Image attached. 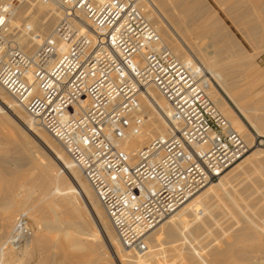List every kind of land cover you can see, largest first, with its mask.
I'll return each instance as SVG.
<instances>
[{
  "label": "built area",
  "instance_id": "obj_1",
  "mask_svg": "<svg viewBox=\"0 0 264 264\" xmlns=\"http://www.w3.org/2000/svg\"><path fill=\"white\" fill-rule=\"evenodd\" d=\"M67 3L87 17V28L57 26L69 44L62 53L54 39L42 44L33 61L38 85L27 86L25 107L82 171L120 243L145 251L149 234L218 181L247 146L202 73L164 46L136 0ZM149 87L169 103L167 132L131 156L121 143L142 124L140 97ZM31 234L28 216L19 214L11 240Z\"/></svg>",
  "mask_w": 264,
  "mask_h": 264
},
{
  "label": "bare ground",
  "instance_id": "obj_2",
  "mask_svg": "<svg viewBox=\"0 0 264 264\" xmlns=\"http://www.w3.org/2000/svg\"><path fill=\"white\" fill-rule=\"evenodd\" d=\"M136 1L146 18L159 33L164 46L173 50L186 66L202 73L207 82V92L211 99L227 117L231 126L244 138L247 152L250 151V148L256 144V134L247 127L240 114L223 96L221 90L259 136H264V122L253 112L252 107L239 96L233 79L231 80L227 74L222 72L216 63L213 64L214 67H208L189 57L186 48L187 40L185 41L187 37H184L185 39L181 37V39L176 35L177 33L171 32L161 13L162 10H168L166 0ZM261 1L229 4L225 10L235 12L240 9H251L261 12L264 10ZM175 5L179 9L181 17L187 11L198 12L203 7L200 0H195L193 3L181 1ZM87 22V17L82 12H72V6L67 3V0H0V122H4L5 125L8 123L18 129L21 137L19 140L22 139V141H19L20 145L17 148L19 151L28 153L27 161L22 158L24 163L17 157L11 161L7 160L6 154L0 157V178L5 183V189L0 190L2 193L0 217L3 222L8 223L11 218H14L17 210L21 209L20 207L24 208L28 216L34 218L42 229V233L37 234L36 245H40L42 248L47 247L49 243L61 245L63 250L70 253L76 264H90L88 254L101 253L104 247L110 248L120 263L152 264L151 261L160 256L158 242H163L162 238L164 237L172 239V237L180 235H186V243H184L186 251L191 257L193 256V259H197L198 264H264L263 149L262 151L258 147L250 154H244L223 172L217 183L214 182L215 184L207 188L205 185L183 203L168 220L149 234L146 239L147 250H132L121 246L119 239L110 232L105 221V214L99 206L101 202L96 194L91 192L87 184L88 181L83 180L82 171L72 159L68 160L63 156L61 150L56 146V142L45 134L43 131L45 128L38 119L32 116L27 118L22 113L28 99L27 86L32 85L37 88L38 85L33 72V61L42 44L48 39H54L58 53H62L68 50L69 44L60 38L56 27L65 24L67 29L85 31ZM216 22L215 20V24ZM213 56L215 57V55ZM28 59L29 65L27 64ZM212 77L217 79L221 90L212 82ZM140 112L141 115H144L142 124L133 125L121 143V146L131 156H135L142 147L150 144L154 137L167 132V118L171 108L163 95L155 88L149 87L140 97ZM40 148L44 149L49 156L47 157L41 152ZM261 153L262 156L259 155ZM4 173L11 175L12 178H7ZM246 178L252 180L249 185L246 182L247 194L242 198L243 196L239 197L234 194L232 188L233 186L241 188V185L236 184L243 183L238 181L236 183V180L244 182L243 180ZM220 194L229 199L227 206H222V210H219L221 205L218 206L217 202L215 203L213 200L216 196L221 198ZM241 198L245 199V205L238 202L242 201ZM206 205L208 208H210L209 205H213L212 213L203 214V218L200 215L193 226L190 228L186 226L189 225V219L199 214L201 206ZM218 212H222L230 218L229 228L226 227L228 221L226 225H222L229 230L228 237L226 230L225 237L219 240L217 237L222 233L217 231L220 234L216 235L219 241L217 239L216 242L209 241L205 248L198 249L197 243L194 244V238L191 237L193 239L191 240L190 237H187L188 234L202 236L209 229L208 233H211L213 224L210 227V221ZM222 213L220 215L226 219ZM91 223H94L97 229L92 228ZM219 227L221 228L220 225ZM217 229H214L215 234ZM244 241L250 242L248 245H241Z\"/></svg>",
  "mask_w": 264,
  "mask_h": 264
},
{
  "label": "rangeland",
  "instance_id": "obj_3",
  "mask_svg": "<svg viewBox=\"0 0 264 264\" xmlns=\"http://www.w3.org/2000/svg\"><path fill=\"white\" fill-rule=\"evenodd\" d=\"M166 1H167L168 10L166 11L162 10L161 13L166 23L168 24L171 32H173L174 34L177 33L176 35L179 36L180 38L183 37V39L187 37L185 41L187 40L186 48L188 50L187 52L189 54V57L195 59L199 64L201 63L206 64L208 67H214L215 65L213 64L216 63L217 64L216 66L218 68L220 67L221 68L220 70L222 72L227 74L231 80L233 79L232 81L235 84V89L237 90V93L239 94V96L243 99L245 103H247L250 107H252L253 112L260 119L262 118L261 120L264 122V23H263V20L259 23H255L253 21L255 13H253L252 12L253 10L251 9H243V10L240 9L235 12L234 11L228 12L227 10H225L226 7L229 6V4L231 5V4L240 3V2L245 3V1L246 3H249L251 1L256 2L258 0H229V2L228 0L226 1L225 0H200L203 6L201 10H199L198 12L187 11L183 13V17H181L182 15L179 13V9H177L175 4L181 1L193 3V1L195 2V0H166ZM172 2L174 3L173 6H172ZM261 2H264V1L262 0ZM215 20L217 21L216 24H215ZM186 21L189 23H187ZM215 29H217L218 31ZM182 31L184 32L186 31V33ZM206 54H208L209 56ZM213 55H215L216 58ZM224 66H227V67H224ZM211 80L212 82L215 83L216 87L221 90L217 79L215 77H212ZM221 92L223 96L229 100L234 110H236L240 114L241 118L244 120L247 127L256 134V144L252 148H250V151L246 152L245 155L250 154L251 152L255 151L256 148L258 149V147L260 148V150L262 149L264 150V136H259L253 130L250 123L237 110L236 106L231 102V100L226 96V94L222 90ZM10 98H13V97H10ZM26 111L27 109L25 108V110H22V113L25 116H27V118H30L31 115L28 113V111L27 112ZM43 131L45 132V134H47V136L52 141L56 142V146L61 150L63 156L65 158L67 157L68 160H71V158L66 153L62 144L57 139H55L48 131L44 129ZM20 138L21 137L19 136V131L15 126L10 125L8 123H6L5 125L4 122H0V157L6 154L7 160L11 161L12 159H15L17 157V159H19L23 163L24 161H27L26 156L28 155V153L25 151H19L17 148L20 145V142L22 141V139L21 141L19 140ZM40 150L47 157L49 156L48 153L44 149L40 148ZM263 154H264V151H263ZM259 155L262 156V153ZM262 157H264V155ZM22 158L25 160L23 161ZM5 176L7 178H12L11 175L5 174ZM242 176L245 177V175H242ZM82 178L85 182H87L84 175L82 176ZM251 180H252L251 178L244 179L243 180L244 182H242V180L241 181L236 180V183L238 181L243 184H240V183L236 184L238 186L241 185V188H239L240 186L239 187H237L236 185H235L236 187L233 186L232 192L234 194H237V196L240 197L241 195V197L243 196L242 198H244L247 194V190L245 189L246 188L245 186H247L246 182L249 185V182H251ZM218 181H216L215 183H217ZM215 183H209L208 185H206L205 188ZM87 184L89 188L91 189V192L95 195L90 184L88 182ZM3 189H5V183L0 178V190L2 191ZM245 190L246 192H244ZM1 197H2V193H0V200L2 199ZM242 198L241 200L243 202L242 201H238V202H240L241 204L243 203L242 205H245L244 204L245 199H242ZM213 200H215L214 201L215 203L217 202L218 206L219 204L221 205L219 206L221 207V209L219 210H222L224 206L226 207L229 202V199L226 198V196H222V195H221V198L220 196H216ZM99 206L103 214H105V221L107 222L109 226L110 232L113 234L115 238H118L116 231L104 210V207L102 206L101 203H99ZM207 206L208 205L204 207L201 206V210H199L200 212L199 214H197L198 216L197 215L193 216L192 217L193 219L191 218L188 220L189 225H186V223L185 225L189 226L190 228L191 226L194 225V223L198 221L196 219L197 218L199 219L200 215H201V218H203V214H206V213L211 214L214 207L213 205H209L210 208H208ZM1 208L2 207L0 206V211H1ZM20 208H19L20 210H17L14 218H11V221L9 220V222L7 221L8 223H5L6 221L3 222V220L0 217V264H17L19 263V260H21L20 261L21 264H76L75 261L71 258L70 253L63 250L61 245H52L51 243H49L47 247L45 248L44 247L42 248V246L40 245H36L37 244L36 242L37 234H41L42 229H40L39 224L34 218L28 216L24 208L22 207ZM21 213H25L28 216L29 227L32 231V234L30 235V237L26 238L25 240L15 242L11 240V237L13 234V229H14V225L16 222V218ZM220 213L222 212H218L217 213L218 215L216 214V216H214V218L210 221V227L213 224V228L211 227V231H212L211 233H208L210 230L209 229L208 232L205 233L207 235L203 234L202 236L201 235L196 236L195 234H190V235L188 234L187 237H190L191 240H193L192 238H194V244L196 245L197 243L196 246L199 247L198 249H200V247L205 248L207 246V242L209 244V241L216 242L217 238L221 240L222 237H225L226 234L228 237L229 230L227 228H229L230 218L222 213V215H225L226 219L228 218V220H226L220 215ZM227 221H228V224H227ZM215 223H219V224L215 226L214 225ZM224 224L225 225L227 224L226 227L227 226L228 227L226 228L225 226H222ZM219 225L221 226L222 229L219 227ZM214 226L217 227L218 229L215 228ZM91 227L96 228L97 226L94 223H91ZM214 229H217L216 234L214 233L215 232ZM226 230H227V233L225 234ZM217 231L220 234L222 233V235L223 234L224 235L223 236L220 235ZM217 234H219L221 237L220 236H219L220 238L217 237L218 236ZM207 237L208 239H205ZM210 237H212L213 239L215 238V239L213 240ZM218 239L217 241H219ZM185 240H186V235H182V236L180 235L174 238L172 237V239L171 237L170 239L169 238L167 239L166 237L162 238L163 242L159 241L160 243L158 242V246H157L161 257L157 256L156 260H153L154 262L151 261L152 264H155L157 261L158 262L156 264L158 263L160 264H165V263L166 264H182L183 262L185 264H194V263L198 264L197 259L195 258L193 259V256L191 257V255L188 254V252L186 251V247L184 244L186 243ZM198 241H201V242H198ZM103 242L105 244L104 239H103ZM249 242L244 241L243 243H241V245H248ZM181 244L182 246H180ZM187 254L188 256L189 255L190 256L188 257ZM243 257H241V259H243ZM88 259H90V262H89L90 264H123V263H120L116 259L112 250L108 247H104L103 252L101 253H94V254L89 253ZM188 261L190 262L188 263Z\"/></svg>",
  "mask_w": 264,
  "mask_h": 264
},
{
  "label": "crops",
  "instance_id": "obj_4",
  "mask_svg": "<svg viewBox=\"0 0 264 264\" xmlns=\"http://www.w3.org/2000/svg\"><path fill=\"white\" fill-rule=\"evenodd\" d=\"M264 1V0H263ZM262 4L264 5V2H262ZM254 14V18H253V21L255 23H259L263 20V23H264V10L261 11V12H255V11H252ZM263 12V13H262Z\"/></svg>",
  "mask_w": 264,
  "mask_h": 264
}]
</instances>
